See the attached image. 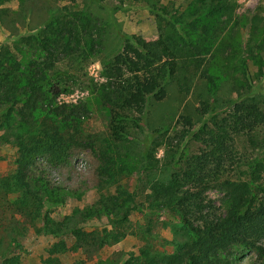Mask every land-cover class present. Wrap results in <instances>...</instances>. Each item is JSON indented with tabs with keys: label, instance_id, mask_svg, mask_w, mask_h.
<instances>
[{
	"label": "trees",
	"instance_id": "obj_1",
	"mask_svg": "<svg viewBox=\"0 0 264 264\" xmlns=\"http://www.w3.org/2000/svg\"><path fill=\"white\" fill-rule=\"evenodd\" d=\"M8 1L0 0V18L7 11L1 6ZM107 1L80 0L81 6L74 8L48 6L38 27L19 34L11 51L0 50V144L16 149L13 170L0 176V207L12 216L23 212V222L30 223L36 234L71 239L70 244L63 238L55 242L41 264H63L59 254L73 251L86 259L67 264H239L243 252L253 253L248 264H264V144L259 146L260 155L245 161L234 146L237 136L245 135L253 142L252 136L264 131V108L257 97L247 90L239 92L229 101L235 104L233 115L221 119H217L214 100H199L194 110L201 119L197 126L188 114L177 120L178 141L195 142L197 152L174 153L164 163L153 154L161 133L145 129L149 102L162 101L168 84L187 94L198 75L212 94L219 75L211 71L235 67L224 54L234 2L191 0L178 8L151 4L157 38L142 42L124 33L114 19L113 12L128 0H110L111 6ZM23 4L19 0L22 18L28 12ZM255 24L256 16L251 19L245 49L252 63L262 66L257 50L264 46V31L258 35ZM110 39L115 43L109 45ZM228 47L236 56L235 46ZM216 57L220 62L215 65L210 59ZM94 60L103 81L92 82L91 89L108 115V134L99 143L81 137L86 103L54 101L70 93L73 84L91 82L84 70ZM239 62L243 72L245 59ZM84 141L98 161L99 184L113 191L56 221L51 211L71 191L51 183L36 158L60 163L73 146ZM241 163L246 165L244 179L236 174ZM131 174L137 182H147L148 194L142 202L122 186V177ZM211 189L221 193L218 206L208 195ZM144 210L143 223L132 231L142 241L136 252L126 258L119 253L113 260L102 256L93 260L88 255L119 241L130 213ZM162 214L170 218L172 238L171 250L159 252L148 237L152 217ZM0 216L1 227L6 219L3 212ZM102 216L110 228L85 227L87 221ZM9 221L4 227L9 228L8 239L0 236V264H20L19 253L11 248L26 225L19 226L14 217Z\"/></svg>",
	"mask_w": 264,
	"mask_h": 264
},
{
	"label": "rangeland",
	"instance_id": "obj_2",
	"mask_svg": "<svg viewBox=\"0 0 264 264\" xmlns=\"http://www.w3.org/2000/svg\"><path fill=\"white\" fill-rule=\"evenodd\" d=\"M191 0H140L138 2L128 0L114 13V19L119 25L120 29L128 34L135 35L142 42H149L157 38V25L154 13L149 11L151 4L154 6L167 5L169 8L183 7ZM234 2L233 19L230 22V30L225 34L224 39L227 44V49L224 54L227 56V62L232 61L235 67L222 68L221 70L211 71L213 75H219L215 79V86L213 93L207 92L205 81L195 75L192 85L187 94L179 93L176 86L171 83L167 85V95L160 102H149L148 112L146 117V132L158 130L161 136L158 140L161 141L155 147L153 152L155 158L161 162H167L171 159L174 153H181V155L197 152L198 145L195 142L182 139L178 141L180 136V126L177 124L180 115H191L195 120V126L201 119L195 115V107L199 100L215 101L217 119L231 117L235 111V104H230V100H235L239 92L247 90L248 93L257 97L260 105L264 108V64L261 66L252 63L251 56L245 49V44L249 40V27L251 19L256 16V32L258 35L264 31V0H232ZM23 6L28 11L25 17L19 16V0H9L2 4V8H7V11L1 15L0 18V50H12L13 43L19 34L28 33L32 29L38 27L44 19L46 8L51 5L62 6L65 5L70 8L80 7V0H23ZM106 3V1H105ZM113 2L108 0V6ZM22 8V7H21ZM183 8L178 9L181 11ZM24 11V10H23ZM25 12V11H24ZM108 13V11L106 10ZM18 14V16L16 15ZM105 12L102 11V14ZM115 39H110L108 42L114 44ZM255 42L252 41V45ZM235 46L238 50L236 56H231L232 50L228 46ZM113 46V45H111ZM261 54L264 63V46L257 50ZM239 58L245 59L246 70L242 72ZM213 64L220 62L216 57L210 59ZM212 69V68H211ZM87 80L91 82H79L72 86V90L68 94H61L55 98L56 103H78L84 102L87 105L88 113L82 121L81 137L85 141L89 138L94 139L98 143L106 138L108 134V115L106 110L101 106L97 100L95 93L92 91V82H102L103 79L99 76L100 65L98 61L94 60L87 64L84 70ZM82 79V77H81ZM0 131V135H1ZM264 131L257 132L252 136V141L248 140L245 135L237 136L234 140V146L237 155L242 161L252 159L262 152L260 145L264 144ZM84 144L73 146L66 157L65 161L56 164H50L45 157H37L36 165L44 171L46 177L55 185L66 187L71 192L65 202L52 209L50 216L60 221L63 216L69 215L71 210L76 207H84L93 204L99 198L100 194H107L113 191V187H107L103 182L99 184V178L96 173L98 161L93 155L90 147L86 142ZM16 156V149L11 144H0V176L10 173L14 168V159ZM238 177L244 179L246 174V165L241 163L237 170ZM235 174V175H236ZM264 177V174L263 176ZM122 186L127 191L133 192L135 200L142 202L143 197L148 194L147 182L142 179L140 182L136 181V175H125L122 177ZM209 197L214 201L216 206L219 205L221 193L217 189H211L208 192ZM0 194V198H1ZM3 201L0 200V206ZM5 205V204H4ZM6 221L0 227V236L5 240L8 239V229L4 227L12 218L19 219V226H22L23 212L12 216L7 210H2L0 207V215ZM145 210L136 212L132 211L126 223V231L124 236L117 242L111 243L104 249L93 254L92 259L99 256L108 258L110 260L116 259L117 254H122L124 258L131 252H136L142 245L137 237L132 234V231L144 221ZM1 219V216H0ZM151 235L148 237V242L153 249L157 251H170L171 246L168 243L172 234L170 232L168 221L170 218L165 214L154 215ZM27 223L25 233L18 239L15 247H12L13 252L20 255V264H41V260L46 256L49 248L57 242L60 238L66 239L69 244L71 239L69 237L61 236L54 238L51 235L36 234L32 227ZM87 229L93 228H110L107 218L102 216L100 219H93L87 221L85 224ZM99 253V254H98ZM240 256L239 264H248L252 258V252H243ZM59 258L63 264L71 263L72 261L86 256L80 252H66L60 253ZM91 263V262H90Z\"/></svg>",
	"mask_w": 264,
	"mask_h": 264
}]
</instances>
